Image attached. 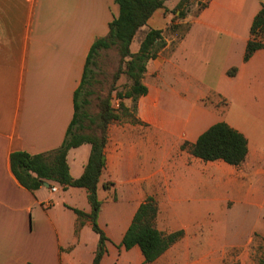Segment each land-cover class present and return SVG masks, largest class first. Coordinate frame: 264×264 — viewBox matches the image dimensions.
I'll list each match as a JSON object with an SVG mask.
<instances>
[{
    "label": "crops",
    "instance_id": "1",
    "mask_svg": "<svg viewBox=\"0 0 264 264\" xmlns=\"http://www.w3.org/2000/svg\"><path fill=\"white\" fill-rule=\"evenodd\" d=\"M202 1L207 5L198 14L179 18L175 8L180 0H166L140 29L143 34L165 31L174 17L177 24L190 25L176 44V37L164 32L165 46L147 63L143 81L148 93L134 102L136 119L108 125L106 164L97 190L102 203L98 224L109 239L101 264H144L138 246L130 249L133 260L127 254L115 262L114 255L119 249L130 251L121 241L149 196L158 204L156 227L164 234L183 230L174 246L202 226L210 194L205 191V161L184 145L195 143L219 121L248 139V156L235 167L240 180H234L233 194L241 209L252 208L251 229L264 236V48L244 61L264 0ZM118 15L115 0H0V264L93 262L99 236L89 219L80 225L73 210L91 212L87 189H63L45 180L49 186L43 183L31 191L13 173L10 156L48 153L62 145L90 49L108 35ZM141 41L135 36L133 54ZM233 67L237 72L229 76ZM212 92L219 98L208 100ZM204 97L205 105L198 108L197 100ZM218 99L227 101L226 114ZM124 103L129 107L133 100ZM90 153L89 143L69 150L73 178L83 174ZM218 194L224 197V192ZM164 254L147 264L158 263Z\"/></svg>",
    "mask_w": 264,
    "mask_h": 264
},
{
    "label": "trees",
    "instance_id": "2",
    "mask_svg": "<svg viewBox=\"0 0 264 264\" xmlns=\"http://www.w3.org/2000/svg\"><path fill=\"white\" fill-rule=\"evenodd\" d=\"M166 0H115L119 5V15L109 25V33L105 37L98 38L92 45L87 57L85 70L80 86L74 94L75 114L67 130L62 145L48 153L30 154L24 151H17L11 154V168L19 182L31 191H35L45 180H51L59 184L63 189L68 187H83L88 191L91 212L85 213L79 209L73 210L79 219L88 218L93 230L99 236L98 249L91 264H101L107 254L108 237L98 224V217L102 203L98 198V184L100 176L106 164L104 148L107 143V128L111 121L117 118L109 100H103L97 116L92 119L101 132L82 134L78 127L85 118L81 100L82 90L89 78L90 65L96 53L101 49H108L114 45L119 48L122 59L126 62L125 73L131 77L133 83L125 93H118L120 98L136 102L141 96L148 93V87L144 84V76L147 71V62L157 56L159 50L165 46L163 30L150 29L146 32L139 51L131 52L130 46L140 28H142L153 13L164 6ZM193 0H180L175 8L179 10V18H185L188 10L184 7ZM207 3L201 4L199 11ZM199 11L195 12L198 14ZM172 24V23H171ZM169 27H174V25ZM190 25L188 23L187 30ZM184 32V34H185ZM184 36V35H183ZM182 36V37H183ZM264 48V5L255 16L251 26V37L247 42L244 61H248L253 54ZM237 68L233 67L228 71L229 76H234ZM123 108L126 107L121 104ZM96 120V122H95ZM83 143L91 144L89 161L83 174L79 178H73L70 174L67 162V154L71 148ZM189 152L204 161L221 160L232 166H240L248 156L247 137L225 121H219L206 129L195 143L188 147ZM109 188V184H105ZM158 215V204L153 196H149L140 205L135 213L132 223L126 231L121 246L126 250L138 246L144 256V264L157 260L184 234L183 230L164 234L156 227ZM83 221H80V225Z\"/></svg>",
    "mask_w": 264,
    "mask_h": 264
},
{
    "label": "rangeland",
    "instance_id": "3",
    "mask_svg": "<svg viewBox=\"0 0 264 264\" xmlns=\"http://www.w3.org/2000/svg\"><path fill=\"white\" fill-rule=\"evenodd\" d=\"M204 3L207 2L193 0L184 7V10L195 14ZM176 19L177 17H174L172 23L174 27H168L165 32L166 36L176 37L174 44L184 35L188 26L187 22L177 24ZM140 29L138 30L140 33L136 34V40H143L146 34H143V31L141 33ZM127 60L122 59L117 45L101 49L94 55L89 78L82 90L81 100L85 102L83 112L86 116L78 127L79 133L101 132L92 119L99 113L103 100H109L117 115V118L110 123L130 122L136 119L135 103L127 107L124 103L125 98L118 96V93H125L130 89L133 83L131 77L125 73ZM212 97L219 98L217 93L212 92L207 99L210 100ZM205 100V97L197 100L198 108L205 105ZM217 106L222 114H226L229 108L225 99H218ZM184 146L188 149L190 143L186 142ZM188 160L192 163V158ZM201 163L205 170V191L210 193L205 196V221L202 226L190 233L191 236L186 241L182 240L167 250L156 264H264V236L251 229L254 224L253 210L248 205H244L241 209L235 203L233 182L236 179L240 180L239 171L235 168L237 166L224 167L215 161ZM121 191L122 189H119L120 194ZM219 192H224V197L218 194ZM86 219L88 218L79 220L84 222ZM114 254L115 251L112 255ZM127 254H130L131 260L136 257L133 249L129 252L119 249L118 254L114 255V261L124 259Z\"/></svg>",
    "mask_w": 264,
    "mask_h": 264
},
{
    "label": "built area",
    "instance_id": "4",
    "mask_svg": "<svg viewBox=\"0 0 264 264\" xmlns=\"http://www.w3.org/2000/svg\"><path fill=\"white\" fill-rule=\"evenodd\" d=\"M52 190H53V191H56V190H57V186H53V187H52Z\"/></svg>",
    "mask_w": 264,
    "mask_h": 264
},
{
    "label": "water",
    "instance_id": "5",
    "mask_svg": "<svg viewBox=\"0 0 264 264\" xmlns=\"http://www.w3.org/2000/svg\"><path fill=\"white\" fill-rule=\"evenodd\" d=\"M43 183H44V185L49 186V184L47 183V181H44Z\"/></svg>",
    "mask_w": 264,
    "mask_h": 264
}]
</instances>
